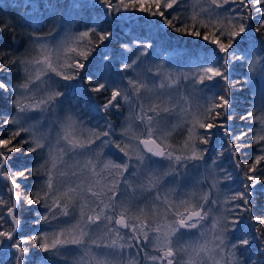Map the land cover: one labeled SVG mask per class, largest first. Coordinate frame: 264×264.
Returning <instances> with one entry per match:
<instances>
[{
	"label": "snow or ice",
	"instance_id": "6c2138e0",
	"mask_svg": "<svg viewBox=\"0 0 264 264\" xmlns=\"http://www.w3.org/2000/svg\"><path fill=\"white\" fill-rule=\"evenodd\" d=\"M97 3L105 23L131 9L158 16V32L170 29L213 47L203 57L189 54L187 71L171 72L163 58L179 50L161 33L160 42H121L118 67L109 53L94 65L93 53L115 35L110 29L74 32L61 16L43 34L32 26L45 21L29 15L32 0L21 3L19 20L0 19V34L13 38L32 28L26 54L0 47V264H33L32 242L60 257L75 246L73 264H261L264 215L253 207L257 186H264V88L259 105L239 114L260 127L232 121L236 70L247 64L245 84L257 72L264 81V0ZM153 59L161 60L155 71ZM17 72L22 76L13 83L8 77ZM125 109L117 132L113 117ZM177 129L182 142L169 143ZM217 132L225 143L213 154L208 146ZM250 132L259 147L244 164ZM200 169L202 179L193 171ZM25 207L34 212L35 227L21 235ZM254 241L259 259L250 251Z\"/></svg>",
	"mask_w": 264,
	"mask_h": 264
},
{
	"label": "trees",
	"instance_id": "16d2710c",
	"mask_svg": "<svg viewBox=\"0 0 264 264\" xmlns=\"http://www.w3.org/2000/svg\"><path fill=\"white\" fill-rule=\"evenodd\" d=\"M29 0H0V19H7L9 16L19 20L20 16L24 14V8L21 7V3L27 4ZM127 2V0H126ZM74 0H32V9L29 11V15L35 14L37 17H44V25L41 27L38 20L32 22V26L37 28L41 33L46 34L49 30V26L53 24L54 21H59L61 16L64 19L65 27H71L72 31L78 32L83 30L86 26L95 25L96 27L103 29L112 30L115 35L111 41H105L104 44H101L96 51L93 53L95 57L94 65L99 64L102 61V58L105 53H109L116 57L117 67L119 66V54L122 49L120 48L121 42H129L137 39H144L151 37L157 42H160L161 33H163V40L171 46V49L179 50L177 52L169 51L166 53L168 57H164V64L167 65H177L182 63L192 62L189 60V54L193 51L198 53L199 57H203L206 54L207 49H211L213 46L206 44L202 40H197L193 37H188L186 35L177 34L172 32L170 29L161 28L160 32L157 31V21L160 19L157 17H152L147 13H140L138 11L129 10L124 12L121 9L120 14L113 15L116 16V22L111 23V17H109V22H104V11L103 6L97 3V0H78V7H73ZM113 3H116V0H113ZM138 7V6H137ZM155 10V9H153ZM163 10V8L161 9ZM167 15V13H166ZM255 27V25H253ZM32 28L25 27L24 29H18L15 37L13 38L12 33L5 32L0 34V39L3 43L0 44V47L9 48L15 53L17 57H20L21 54L26 52V49H30V43L27 37V33L31 32ZM62 34V33H61ZM91 38L94 42H99V37L95 34H91ZM264 39V37H262ZM260 45L257 44L256 50L259 51ZM160 49L157 48L156 52L153 54L154 57L158 56ZM125 55H130L125 53ZM91 59V58H90ZM195 60V56L192 57ZM152 61H159V59H153ZM247 64L243 68L237 69L234 73V79H239L240 83L235 86L233 89L234 99L236 103L234 104V110L237 115L234 117L232 124L240 125L242 123L246 124V127L257 129L260 127L259 123L256 121L252 122H243L239 118L241 112H247L252 110L254 103L259 105L257 102L260 98V86H257L255 82L245 84V79L248 77ZM15 79L13 76L8 78L12 80L13 83L19 82V79L22 76V73H15ZM58 79V78H57ZM64 83V82H61ZM86 86V85H85ZM257 92H256V91ZM92 95V94H90ZM105 99L104 95L97 97L98 102H103ZM260 113L257 111L256 115ZM128 116L127 110H122V114L119 118L113 117V123L117 125V132L120 130V125L125 122V118ZM240 128L236 129V132H239ZM7 135V133H2ZM253 133H249L248 137H245V140L251 145V147L244 149V152L247 155H241L240 160L244 164H249L254 158V153L259 147L257 144H253L250 137ZM222 139V134L218 133L213 137L211 144L208 146L211 148L212 153L215 154L221 149V145L224 144ZM226 146V145H225ZM227 156V154H226ZM224 167L230 170H233V164L227 158H223ZM240 179L237 175L236 184H239ZM31 187V185H29ZM221 187H224L222 184ZM253 214L255 215H264V186H257V194L255 197ZM21 216L24 221V229L21 232V235H28L33 233L34 225L32 220L34 218V212L27 210L25 207L21 210ZM246 223H248L246 221ZM250 227H253L250 225ZM261 231H264V226H261ZM259 244V241H254L251 252L254 259H259L260 254L256 251V246ZM32 247V261L33 264H44L47 261V264H62L64 259L59 256H54L50 253H41L39 248L35 247V242H32L30 245ZM67 249L70 252L64 256L70 257L72 248L69 246ZM73 252V251H72ZM147 264V262H146ZM261 264H264V261H261Z\"/></svg>",
	"mask_w": 264,
	"mask_h": 264
},
{
	"label": "rangeland",
	"instance_id": "374dc122",
	"mask_svg": "<svg viewBox=\"0 0 264 264\" xmlns=\"http://www.w3.org/2000/svg\"><path fill=\"white\" fill-rule=\"evenodd\" d=\"M23 54H26V52H24ZM164 57H168V56L165 54ZM163 60H164V58H163ZM160 62H161L160 59H159V61H152V60H151V61L149 62V66H152V67H153V70L155 71V67H154V65H155V64H158V63H160ZM163 63H164V62H163ZM189 63H191V62H189ZM189 63H186L185 65H183L182 63L177 64V65H172V64L167 65V64H164V67H165L167 70L171 71V72L187 71L188 68L186 67V65L189 64ZM249 75H250V74H248V77H249ZM252 82H255V83L257 84V86H259V85L261 84L260 89H261V88H264V81L261 80V77H260V75H259V72H257V74H255V75H252V76H251L250 83H252ZM157 83H158V81H157ZM183 83H184V82H181V85H180V88H181V91H182V92L184 91ZM255 91H256V90H255ZM256 92H257V91H256ZM259 94H260V93H259ZM175 99H176V97H174V100H175ZM257 102L260 103V98L258 99ZM35 115H38V114H35ZM179 119H180V117H179L178 115H177V116H173V117L171 118V122L169 123L168 127L170 128L172 123H177V122L179 121ZM182 140H183V135L181 134V130H180V129H177V131L173 133L172 137L169 138V141H168V142H169V143H180V142H182ZM164 163H166V162H164ZM209 163H210V161H209ZM193 171L197 174V176H198L199 178L202 179L203 169H200V170H198V171H197V170H193ZM194 182H195L194 180L191 181V182L189 183L188 187H186V188L184 189V191L187 192V191L192 190V189H191V184L194 183ZM209 186H210V184H206V185H204L203 187H204V188H207V187H209ZM222 188H223V187H222ZM71 248H72V251H73V252L71 251V255H70V257H66V256H64V255H66V254H68V253L70 252L69 249L66 248V249H63V250H62V252H63V257H60V256H59V257H60V258H66V259H64V262H63L62 264H73L74 259H76L77 256L79 255V250L76 249L75 246H71ZM44 264H47V261H45Z\"/></svg>",
	"mask_w": 264,
	"mask_h": 264
}]
</instances>
